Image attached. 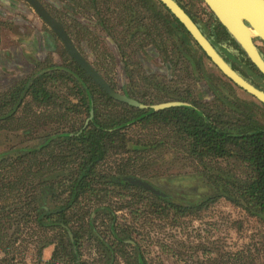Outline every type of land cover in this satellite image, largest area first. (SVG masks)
<instances>
[{"label":"trees","instance_id":"1","mask_svg":"<svg viewBox=\"0 0 264 264\" xmlns=\"http://www.w3.org/2000/svg\"><path fill=\"white\" fill-rule=\"evenodd\" d=\"M18 4L17 10L21 7L29 12ZM144 7L150 10L146 4ZM167 11L173 22L167 21L162 13L154 19L161 24L162 34L171 37L178 55L176 65L180 69L181 63L188 64L194 74H203L208 82V87L202 84V94H195L191 89L174 90L175 98L170 100L183 105L155 111L117 101L63 47L59 63L26 55L28 64L21 67L27 69L25 74L6 82L0 89V132L14 131V124L20 125L31 115L38 116L36 107L51 110L63 124L45 133H34V138L0 152V200L18 193L17 203L12 202L8 208L23 211L21 219L26 223H32L44 233H53L47 245L55 244V249L48 264L151 263L145 241L134 237L141 234L131 224L120 222L117 209L110 203L112 198L125 201L134 219L146 212L173 223L189 216L199 217L218 200L225 199L264 223V121L258 118L264 105L235 100L217 89L212 78H220L205 68L206 54L179 20ZM69 19L87 33L93 31L96 23L104 27L108 22L97 5L93 16H70ZM6 23L0 18V46L1 29ZM219 27L223 32L218 31ZM211 30L230 37L220 24ZM106 34L122 81L125 75L133 81L139 74L152 75L155 67L137 63L132 66L112 33ZM215 42H220L219 38ZM36 53L37 57L42 56L41 50ZM249 64L256 70L250 61ZM1 66L5 70L6 66ZM165 67L167 70L164 67L156 70L172 73L170 65ZM251 75L255 77L254 82L264 80L260 72L253 71ZM130 97L145 105L154 104L153 100ZM149 128L166 133L167 139L196 161L212 183V191L195 200H183L160 188L155 192L132 181L144 180L135 173L138 157L171 147L167 139L148 143L130 136L134 130ZM22 132L26 135L34 130ZM115 156L122 158L114 170H107L105 164ZM231 161L245 168L242 179L208 173L211 163ZM25 187L26 192L21 195ZM1 205L0 210H6ZM90 244L97 247L98 253L91 260L85 259L83 252Z\"/></svg>","mask_w":264,"mask_h":264},{"label":"rangeland","instance_id":"2","mask_svg":"<svg viewBox=\"0 0 264 264\" xmlns=\"http://www.w3.org/2000/svg\"><path fill=\"white\" fill-rule=\"evenodd\" d=\"M181 1L185 2L187 0ZM198 5L196 4L193 7L195 12ZM7 9V6L0 2V18L7 22L2 26V50L16 44L15 37L13 39L15 32L20 37L19 39L31 42L34 40V26L38 31L44 30V27L46 28L40 19L38 21L39 17L29 9V12L18 9L14 13L10 9L12 15H7ZM112 15L108 13L106 16L110 18ZM118 16L121 20L122 17L119 14ZM63 19L68 23L71 35L80 47L79 49L82 52L84 51L85 56L105 77L114 80L117 65L112 52L106 49L105 41L101 37L104 30L97 27L92 32L87 33L80 26H74L69 18ZM30 22L32 24L34 22L35 25L31 26ZM109 28H111L110 25ZM113 28L114 35L122 40V46L129 60L135 61L137 47L135 44L126 43L128 36L126 28L123 26H114ZM18 43L25 45V43ZM165 45L174 57L172 60L173 70L174 73L180 75L178 80L181 82V87L187 86L188 82L194 78V74L186 63H181L179 69V66L176 65L178 55L175 49L170 47L171 44L169 45V43H165ZM4 55L3 52H0L1 58ZM44 56L42 55V57ZM168 58L170 57L168 56ZM48 59L51 62H57V58L54 56ZM204 63L205 68L220 78V80L212 78V82L219 85L224 94L235 100L250 103L258 102L248 93L225 79L212 63L206 59ZM131 64L134 66L136 63ZM198 76H201V74L198 73L196 77ZM135 78L139 81L140 76H135ZM194 81H196V78ZM194 81L192 79L190 86L194 90L196 89V92L202 90V88L196 87ZM200 82L202 84L206 83L204 76L200 78ZM0 89H3L2 86H0ZM137 89L145 90L146 88L139 82ZM210 92L213 94L212 90ZM158 94L154 93L155 102L167 98L160 94V97H156ZM36 109H38V116L31 115L26 121L20 122V125L14 124L13 126L16 127L14 131L0 132V152L8 149L11 145L20 144L24 140L34 138V133L37 135L52 130L56 125L63 126L51 110L46 111L37 107ZM260 109L258 118L264 121V108L260 107ZM29 129L34 130V132L23 135L22 131ZM165 134L150 128L130 132V136L134 139L148 143L166 140ZM166 142L171 147L158 148L150 151L145 156L137 158L135 173L138 178L147 180L157 188L183 200H195L212 191V183L203 173L202 167L196 161L187 157L188 155L186 156L182 149L174 144L175 142L169 139ZM121 158L122 156L110 158L105 164V168L114 170L115 164ZM208 167V173L210 174L220 173L236 180L242 179L246 173L245 168L234 161L213 162ZM26 187L28 188L27 185ZM26 187L23 188L21 195L26 192ZM19 196L18 193H12L7 198L0 200L1 206L6 207V210H0V264H48L50 260L48 258L49 252L53 248V244L48 246L47 243L52 241L54 235L53 233L42 232L32 223H26L21 219L23 211H15V207L8 208L12 202L17 203ZM110 203L117 209L120 222L131 224L141 234L140 237L137 235H134V237L145 241L149 250L147 257L151 262L150 264H264V223L225 199L218 200L208 210L200 213L199 217L189 216L180 219L176 223H173L170 219H161L146 212L134 219L125 201L112 198ZM47 246L50 251L46 252ZM83 252L84 258L89 260L98 255L97 247L94 244H90ZM121 262L125 264L123 261ZM57 264L63 263L58 262Z\"/></svg>","mask_w":264,"mask_h":264},{"label":"water","instance_id":"3","mask_svg":"<svg viewBox=\"0 0 264 264\" xmlns=\"http://www.w3.org/2000/svg\"><path fill=\"white\" fill-rule=\"evenodd\" d=\"M27 3L37 16L48 26L50 31L56 35L70 57L80 66L111 98L139 108H153L159 111L165 108L183 105L180 101H169L154 105H145L138 100L115 90L105 77L94 67V65L79 50L69 35L62 20L53 16L40 0H22ZM166 7L169 12L179 20L191 35L196 44L203 50L212 64L233 84L248 93L259 103L264 105V90L255 86L239 71L233 68L221 54L219 48L207 37L186 12L177 0H157ZM209 8L218 22L227 30L228 34L235 40L245 52L247 58L255 65L257 70L264 76V56L255 43L259 39L264 43V0H202ZM255 32V33H253ZM94 110H91V117ZM91 117L87 120L88 123ZM155 192L157 188L140 179H131Z\"/></svg>","mask_w":264,"mask_h":264},{"label":"flooded vegetation","instance_id":"4","mask_svg":"<svg viewBox=\"0 0 264 264\" xmlns=\"http://www.w3.org/2000/svg\"><path fill=\"white\" fill-rule=\"evenodd\" d=\"M40 1L45 5V7L50 11V13L53 16H55L56 18L63 21L68 33L70 32V29H69L68 23L63 18H70V16L83 17V18H84V16L85 17H91V16H93V14L96 13V5H97V9L101 10V14L105 15V17H106V13H107V11H109L108 6L111 4V0H97V2L95 4H94V0H40ZM58 1L61 2V5L57 4ZM124 4L128 5L127 3H124ZM159 4H160V2H159ZM196 4H199V5L201 4V5L200 6L198 5L197 11L195 12L193 7ZM181 5L186 10V12L193 18V20L199 25V27L201 28L203 33L205 35H207V37H209L213 41V43H215V45L219 48L223 57L229 63H231L233 68L236 69L237 71H239L245 78H247L255 86H257L259 88H264V80L260 81V83L254 82L255 77H253V75H251V74L253 71L258 74L259 71H256L257 68L255 67L256 68V70H255L254 67L249 64L250 60L247 58L245 52L240 48V46L235 42V40L230 36L235 42V43H233V41L230 39V37H227L224 34L221 35L220 32L218 34H215V32L212 33L211 28L214 26H218L220 23L218 22L217 18L213 15V13L209 10V8L203 3V1L202 0H187L185 2H181ZM28 7L30 8V10L33 11V9L29 5H28ZM155 12H156V16H155L156 18H158V15H157L158 13H162V15L167 19V21L173 22V18L170 16V14L168 13L167 10L162 11L160 9V10H157ZM156 18L153 19V21H154L153 22L154 23L153 31H154L155 35H154V41L152 43V48L147 49V50H150L152 52V54L151 53H148V54H150V55L154 54L146 62V64H151V66L153 68L155 67V70L152 73V75H150V77L144 76L143 74H139V76H140L139 81H137L136 79L133 81L132 79H130L128 77V75H125V77L122 81V78L120 77V75L118 76L117 70H116L115 79L112 80V79L105 77L95 66L94 67L105 77V79L112 85V87L115 90H117L120 93L125 94L127 96L133 95V96H136V97L141 98V99L144 98L148 101H151L153 99L154 104L173 101L170 99L175 98L174 97L175 94L173 93V91L176 90L177 88H180L182 90L191 89L194 91L195 94H198V93L202 94V90H199V91L197 90L198 92H196V89L194 90V88L192 86H190V84H191L190 82L192 81V79L194 81L196 78V81H194L195 85H196V87L201 88L202 82H200V78L202 76H204L203 74L200 73L201 76L196 77V75L198 73L194 74L192 72L194 74V78H192L191 81L188 82L187 86L181 87V82L178 80L180 78V75H178L177 73H174V70H172V73H169V74H167V71L162 72L160 70H156V68H158V67H164L165 70H167V68L165 67L166 65H170L173 69L172 60L174 59V57L171 55V52L168 51V49H167L168 47H166V45H165V43H169V45L171 44L170 47L173 48L172 40L170 39L171 37L165 33L164 35L161 34L165 38L164 39L161 38L158 27L156 28V25H161V24H159V22H157ZM125 20L131 21V22H136V24L140 23L141 25L138 26L139 28L142 26V23H143L142 19L140 17H135V18L129 17V18H125ZM43 24L48 28V26L44 22H43ZM73 25L78 26L74 23H73ZM31 26H34V25L31 23ZM97 27L102 28L104 30V34L101 37L105 41L106 49H108L111 52L110 44L107 41V39L105 38L106 37L105 35H107L106 33L111 32L108 22L104 27L102 25H100L99 23H96V26L94 27V29H96ZM33 29H34V33L38 34L39 31L36 29L35 26L33 27ZM218 31L223 32V29L221 27H219ZM226 32H227V30H226ZM213 34H215V35H213ZM69 35L71 36V34H69ZM71 38L73 39V36H71ZM218 38H219L220 42H215ZM58 40L60 41L59 38H58ZM73 41H74V39H73ZM128 41H126L127 44L132 43V44H135V46L137 47V50L135 51V53H137L140 50V47L143 46L142 44H139V42H128ZM25 42H27V41H25ZM28 43L29 42H27V44ZM255 43H256L257 47L259 48L260 52L262 53V55L264 56V43L259 39H255ZM116 44L118 45V42ZM127 44H125V45L127 46ZM30 45H33V44H30ZM120 47L124 51L123 46L120 45ZM166 54L171 58V60H170V58H168V56ZM35 55H36L37 59H40V57H37V55H38L37 53ZM112 56H113V54H112ZM30 57H33V56L30 55ZM54 57L57 58L56 63L61 62L60 53L54 54ZM205 59L207 61H209L210 63H212L207 57H205ZM114 60H115V58H114ZM126 61L130 64L131 63H137L138 65L144 64V62L141 60H139L138 62H137V60L130 61L127 54H126ZM115 62L117 65L116 60H115ZM221 75L223 77H225L222 73H221ZM225 79H227L229 82H231L228 78L225 77ZM205 80H206V78H205ZM131 81L134 83V85L132 84ZM139 82H141V84L146 88L145 90L144 89L143 90L137 89ZM207 83L208 82L206 80V83L204 85L207 86ZM233 85L236 86L235 84H233ZM199 88H197V89H199ZM217 89H220V91H221V88L219 85H218ZM149 90H151V91H149ZM154 93H159L160 95H163L164 97H167V98L165 100L155 102ZM159 94H158V96L156 95V97H160ZM154 104H150V105H154ZM142 181L148 182L147 180H142ZM148 183H150V182H148ZM151 185H153V184H151ZM154 187L157 188L156 186H154ZM157 189H159V188H157Z\"/></svg>","mask_w":264,"mask_h":264},{"label":"crops","instance_id":"5","mask_svg":"<svg viewBox=\"0 0 264 264\" xmlns=\"http://www.w3.org/2000/svg\"><path fill=\"white\" fill-rule=\"evenodd\" d=\"M3 2H4L3 4H5L8 8L6 11L9 14L7 13V15H12L10 13V9L12 12H16L17 10L16 5L18 3H19L18 5L23 3L22 7H26L27 10L28 9L30 10L28 5L22 0H3ZM124 3H127L128 5H125ZM144 4H146L147 7H150V10L144 7ZM160 9L162 11H165V9L159 4L157 0H147V1L145 0H111V4L108 6L109 11H107L106 15L108 13L113 14V15L110 18L108 16L106 17L109 19L108 24L111 26L110 30H111L114 40H116V42H118L119 45H122L121 43L122 40L118 39L114 35L112 30L114 29L113 28L114 26H123L126 28L128 32L126 41L129 40L128 42H139V44L143 45L140 47V50L137 53H135V58L137 62L141 60L144 62V64H146L148 59L154 55V54L153 55L148 54V53L152 54V52L147 49L152 48V43L154 41V35H155L153 31L154 29L153 19H154V16H156L155 11L160 10ZM118 14L122 17V18L120 17L121 20L118 18L119 17ZM114 17L115 19L113 20ZM129 17H134V18L140 17L143 22L142 26L139 28L138 26L141 25L140 23L136 24V22L125 20V18H129ZM39 19L40 18H38V21H40ZM157 27H158L159 33L162 34L160 25H156V28ZM33 35L36 38L33 37L34 40H32L31 42L27 44V42L19 39L20 37H18L17 32H15V36L13 35L12 36H13V39L15 37V40L17 41L16 44L11 45L9 48H4L5 50H2V39L3 38H2V29H1L0 52H3L5 54L2 58L0 56V86H2V88H4L6 82H10L12 79L16 80L19 76L25 74V71L27 69H21V67L26 63V60H25L26 55L28 56L32 55L34 58H36V55H35L36 51L41 50L42 55H45V56L44 57L41 56L40 58L43 61L45 60L49 61L48 58H51L56 53H60L61 50L64 48L63 45H61L58 38L54 34H52L50 30L47 29V27L46 28L44 27V30H39L38 34L34 33ZM163 35H160L162 39L165 38ZM18 42L25 43V45H21ZM30 44H33V45H30ZM76 46L78 47L77 44ZM6 54L8 56H6ZM53 63H56V62H53ZM3 64L4 66H6L5 70L1 66ZM27 64L28 62L25 65ZM48 246H52V245H48ZM48 246H47L46 252L48 250L50 251V248ZM54 249H55V244H53V248L49 252L48 258L50 260L52 258Z\"/></svg>","mask_w":264,"mask_h":264},{"label":"bare ground","instance_id":"6","mask_svg":"<svg viewBox=\"0 0 264 264\" xmlns=\"http://www.w3.org/2000/svg\"><path fill=\"white\" fill-rule=\"evenodd\" d=\"M253 33H255V32H253Z\"/></svg>","mask_w":264,"mask_h":264}]
</instances>
